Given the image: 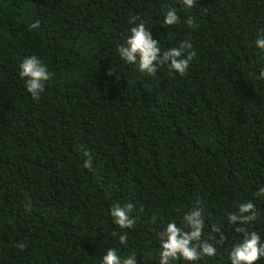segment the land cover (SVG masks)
Instances as JSON below:
<instances>
[{"label": "trees", "instance_id": "1", "mask_svg": "<svg viewBox=\"0 0 264 264\" xmlns=\"http://www.w3.org/2000/svg\"><path fill=\"white\" fill-rule=\"evenodd\" d=\"M173 7L180 22L164 27ZM132 17L162 52L192 43L185 75L125 64L118 47ZM262 34L264 0H0V264H102L109 248L159 264L157 234L172 221L187 230L195 208L202 239L215 224L225 240L191 264H230L239 225L227 216L249 201L248 230L264 243V197L254 195L264 186ZM28 56L51 74L38 100L18 75ZM128 203L135 224L120 229L110 209Z\"/></svg>", "mask_w": 264, "mask_h": 264}, {"label": "clouds", "instance_id": "2", "mask_svg": "<svg viewBox=\"0 0 264 264\" xmlns=\"http://www.w3.org/2000/svg\"><path fill=\"white\" fill-rule=\"evenodd\" d=\"M180 3L185 9H191L196 6L197 0H180ZM136 21L137 17L130 19V24H135V26L130 28V35L126 38L125 43L118 47L119 56L125 64L135 65L138 72L148 77L156 76L158 68L165 65L170 73L185 75L190 63L196 58L192 43L185 40L178 47H171L162 52L159 41L152 38L145 23L142 20L139 23ZM179 22L180 18L176 8H168L163 26H174ZM184 23L192 29L199 27L191 16ZM255 47L264 52V34L257 37ZM109 74H112L111 70ZM18 75L24 80V86L34 100L40 98L45 82L51 78L48 68L36 56H28L22 60ZM261 76H264V72L261 73ZM84 156L87 159L83 167L91 170L92 157L86 151ZM254 195L264 197V186L260 187ZM132 211L131 203L123 206L115 204L110 209V216L120 229H131L135 224V219L130 215ZM256 219L255 205L251 201L239 204L238 210L227 216L229 224L239 225L234 229L239 234V239L229 253L230 264H256L261 257H264V243L261 242L260 234L254 230L249 231L247 227ZM155 220L156 217L153 216V223ZM182 224L187 230H183L177 226L175 221H172L162 232L157 234L161 248L159 264H171L175 260H183L191 264L202 257H213L216 255V247L209 241L214 240L220 244L225 240L220 226L215 224L211 225L209 238L202 239L205 222L200 208L186 213L182 218ZM213 234H218L219 238L217 239ZM113 235L116 233L114 232ZM119 242L121 244L127 242V233L119 235ZM16 247L23 250L27 247V243H18ZM102 264H135V256L122 260L115 249L109 248L102 257Z\"/></svg>", "mask_w": 264, "mask_h": 264}]
</instances>
